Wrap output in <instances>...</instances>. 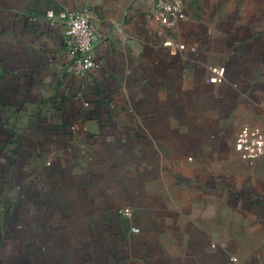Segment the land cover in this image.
<instances>
[{
	"label": "crops",
	"instance_id": "crops-1",
	"mask_svg": "<svg viewBox=\"0 0 264 264\" xmlns=\"http://www.w3.org/2000/svg\"><path fill=\"white\" fill-rule=\"evenodd\" d=\"M181 1L0 0V264H264V0Z\"/></svg>",
	"mask_w": 264,
	"mask_h": 264
},
{
	"label": "built area",
	"instance_id": "built-area-1",
	"mask_svg": "<svg viewBox=\"0 0 264 264\" xmlns=\"http://www.w3.org/2000/svg\"><path fill=\"white\" fill-rule=\"evenodd\" d=\"M182 8L181 0H150L149 16L163 28L172 29L183 18ZM45 17L53 24L64 28L67 54L78 65L80 74L91 73L99 68L93 52L96 27L91 20L89 10L78 9L57 14L48 11ZM123 213L130 215L128 209ZM131 232L139 233V229L133 227Z\"/></svg>",
	"mask_w": 264,
	"mask_h": 264
}]
</instances>
